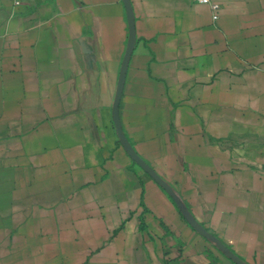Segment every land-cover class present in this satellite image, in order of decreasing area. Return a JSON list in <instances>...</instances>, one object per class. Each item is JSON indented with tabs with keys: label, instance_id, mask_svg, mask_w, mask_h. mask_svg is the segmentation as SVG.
<instances>
[{
	"label": "crops",
	"instance_id": "1",
	"mask_svg": "<svg viewBox=\"0 0 264 264\" xmlns=\"http://www.w3.org/2000/svg\"><path fill=\"white\" fill-rule=\"evenodd\" d=\"M213 1L0 0V264H264V0Z\"/></svg>",
	"mask_w": 264,
	"mask_h": 264
},
{
	"label": "water",
	"instance_id": "2",
	"mask_svg": "<svg viewBox=\"0 0 264 264\" xmlns=\"http://www.w3.org/2000/svg\"><path fill=\"white\" fill-rule=\"evenodd\" d=\"M130 32H131V38L130 41H133L134 38V32H133V24L130 22ZM125 72H126V62L124 63L121 71V76H120V84L118 88V97L117 101L115 104V109H114V117H115V123L118 129L119 136L121 140L123 141L124 145L127 147V149H130L127 142L126 138L123 134L122 127L120 125L119 121V115H118V110H119V104H120V98L122 94V87H123V82H124V77H125ZM131 155L135 158L136 161H138L151 175L157 178V176L136 156L135 153H131ZM158 179V178H157ZM159 180V179H158ZM188 221L197 229L198 232H200L203 236L207 237L208 239L212 240L220 249H222L226 254H228L229 257H231L236 263L238 264H244L242 261H240L234 254H232L219 240H217L213 235L208 233L202 226H200L198 223H196L193 219L188 218Z\"/></svg>",
	"mask_w": 264,
	"mask_h": 264
},
{
	"label": "built area",
	"instance_id": "3",
	"mask_svg": "<svg viewBox=\"0 0 264 264\" xmlns=\"http://www.w3.org/2000/svg\"><path fill=\"white\" fill-rule=\"evenodd\" d=\"M29 0H13L15 6H21ZM194 3L207 4L211 7L213 13L212 18L216 21L219 18V11L221 6L215 3L213 0H192Z\"/></svg>",
	"mask_w": 264,
	"mask_h": 264
}]
</instances>
